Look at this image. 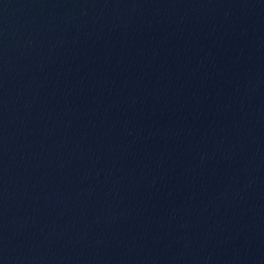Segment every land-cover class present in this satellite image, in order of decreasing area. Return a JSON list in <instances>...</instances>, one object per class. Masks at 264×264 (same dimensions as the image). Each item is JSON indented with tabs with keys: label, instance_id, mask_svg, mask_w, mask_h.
I'll use <instances>...</instances> for the list:
<instances>
[{
	"label": "water",
	"instance_id": "1",
	"mask_svg": "<svg viewBox=\"0 0 264 264\" xmlns=\"http://www.w3.org/2000/svg\"><path fill=\"white\" fill-rule=\"evenodd\" d=\"M0 264H264V0H0Z\"/></svg>",
	"mask_w": 264,
	"mask_h": 264
}]
</instances>
